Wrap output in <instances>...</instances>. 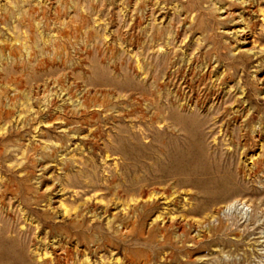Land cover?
<instances>
[{"label": "rangeland", "instance_id": "rangeland-1", "mask_svg": "<svg viewBox=\"0 0 264 264\" xmlns=\"http://www.w3.org/2000/svg\"><path fill=\"white\" fill-rule=\"evenodd\" d=\"M0 264H264V0H0Z\"/></svg>", "mask_w": 264, "mask_h": 264}]
</instances>
